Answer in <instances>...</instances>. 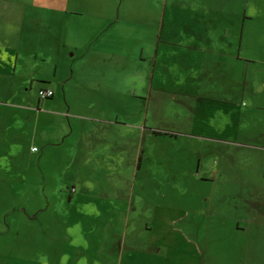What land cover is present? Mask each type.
I'll list each match as a JSON object with an SVG mask.
<instances>
[{"label": "crops", "instance_id": "crops-1", "mask_svg": "<svg viewBox=\"0 0 264 264\" xmlns=\"http://www.w3.org/2000/svg\"><path fill=\"white\" fill-rule=\"evenodd\" d=\"M196 1L0 0V156L38 152L44 171L72 170L68 188L119 190L157 145L180 165L182 139L193 179L264 182V22L253 24L252 6ZM42 87L52 97L31 103L28 90ZM30 133L28 149L19 140ZM106 196L118 205L94 215L96 232L118 235L124 201ZM253 251L258 261L249 252L243 264H264V245Z\"/></svg>", "mask_w": 264, "mask_h": 264}, {"label": "rangeland", "instance_id": "rangeland-1", "mask_svg": "<svg viewBox=\"0 0 264 264\" xmlns=\"http://www.w3.org/2000/svg\"><path fill=\"white\" fill-rule=\"evenodd\" d=\"M196 2L242 3L252 6L247 13L255 16L253 24L264 22V0ZM70 28L62 26L63 42V32L70 33ZM71 41L68 34L66 46ZM28 93L30 102L36 103L37 89ZM19 141L28 149L38 146L36 133ZM176 146L180 165L169 162L171 145H157L150 150L152 164L145 155L148 162L144 161L145 166L137 173L139 180L119 190L78 187L76 191V187L66 186L74 182L72 170L59 166L44 171L38 152L16 153L20 146L15 144L12 160L0 156V166L5 162L13 165L9 170L0 167V264H58L53 258L59 254L63 264H243L249 252L258 261L253 250L264 245V182L254 178L246 183L203 184L193 179V171L184 169L185 160L193 156L189 154L192 147L182 139ZM50 158L52 169L53 154ZM90 172L78 175L88 178ZM68 189L76 191V201L70 206ZM104 194L124 201L126 218L124 225L116 220L118 235L96 232L104 220L94 215L115 203L105 202L108 198H103ZM236 221L249 231H236ZM108 244L111 249L106 252L102 248Z\"/></svg>", "mask_w": 264, "mask_h": 264}, {"label": "built area", "instance_id": "built-area-1", "mask_svg": "<svg viewBox=\"0 0 264 264\" xmlns=\"http://www.w3.org/2000/svg\"><path fill=\"white\" fill-rule=\"evenodd\" d=\"M37 94L40 99H45V98L51 97L53 95V91L50 88L42 87L38 89ZM35 149L36 148L33 147V150Z\"/></svg>", "mask_w": 264, "mask_h": 264}, {"label": "trees", "instance_id": "trees-1", "mask_svg": "<svg viewBox=\"0 0 264 264\" xmlns=\"http://www.w3.org/2000/svg\"><path fill=\"white\" fill-rule=\"evenodd\" d=\"M52 97V96H51ZM49 98V97H48ZM164 134H166V132H164Z\"/></svg>", "mask_w": 264, "mask_h": 264}]
</instances>
